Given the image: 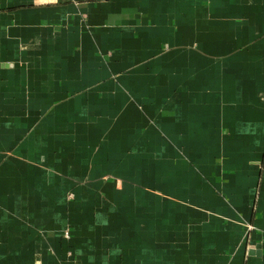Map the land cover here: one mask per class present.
I'll list each match as a JSON object with an SVG mask.
<instances>
[{"label":"crops","instance_id":"crops-1","mask_svg":"<svg viewBox=\"0 0 264 264\" xmlns=\"http://www.w3.org/2000/svg\"><path fill=\"white\" fill-rule=\"evenodd\" d=\"M0 264H264V0H0Z\"/></svg>","mask_w":264,"mask_h":264}]
</instances>
